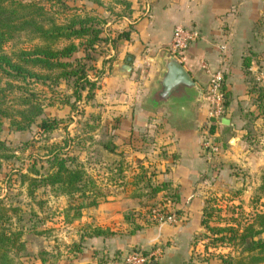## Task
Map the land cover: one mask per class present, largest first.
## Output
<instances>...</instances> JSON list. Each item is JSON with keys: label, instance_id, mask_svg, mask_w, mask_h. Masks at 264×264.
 Here are the masks:
<instances>
[{"label": "crops", "instance_id": "obj_1", "mask_svg": "<svg viewBox=\"0 0 264 264\" xmlns=\"http://www.w3.org/2000/svg\"><path fill=\"white\" fill-rule=\"evenodd\" d=\"M129 1L130 13L107 22L119 29L113 38L131 26L129 39H115L105 57L113 59L99 62L101 71L95 76L99 86L88 105L92 113H97V130L103 125L109 128L107 149L112 151L107 153L103 147L104 152L116 160L115 165L127 163L134 156L125 152L124 157L115 146L133 143L138 134L153 127L156 117L161 118V165H156L154 172L158 174L152 172L154 175L149 180L163 187L150 197L148 187L136 185L138 180L126 182L124 176L129 170L126 166L122 172L113 166L108 175H121L123 182L116 178L117 182L114 179L113 183L105 185L110 193L89 210L94 221L85 211L81 216L86 223L109 228L111 233L105 236L85 234L74 264H104L98 256L107 259V255L112 254H116L115 260L108 262L117 264L119 258L133 249L156 259L159 264H181L190 254L191 239L203 231L204 194L212 187L206 178L218 170L213 165L214 155L207 159L200 147L205 135L207 106L203 101L194 104L190 91L161 103L152 95L163 72L157 61L158 53L168 49L176 26L194 28L200 33V37L181 53L179 60L203 91L208 77L200 61L207 62L212 69L224 70L223 88L228 102L226 114L216 128V135L227 142L221 150L226 159L222 161L228 165L235 161L237 167L251 174L261 173L264 167V103L259 107L254 103L251 107L249 103L250 78L264 86V0ZM116 61L130 64L131 72L113 75ZM248 110L253 111L250 139L242 137L247 117H250L246 116ZM145 174V168H134L128 177L144 178ZM152 202L179 210L178 221L173 224L152 222L144 210L145 205Z\"/></svg>", "mask_w": 264, "mask_h": 264}, {"label": "rangeland", "instance_id": "obj_2", "mask_svg": "<svg viewBox=\"0 0 264 264\" xmlns=\"http://www.w3.org/2000/svg\"><path fill=\"white\" fill-rule=\"evenodd\" d=\"M39 1L49 8L50 14L60 22L65 21L74 13H88L101 19L100 26L106 27L102 34L105 40L87 51L89 60H86L87 73L90 78L95 80V76L98 77L99 71H101L98 67L99 62L113 59L112 57L105 59V57L108 56L110 47L114 46L112 36L119 31L116 26L111 27L107 23L116 19L115 14L110 13V9L118 12L122 7L116 4L114 0H99L98 2L94 0H65L71 7L65 14L61 12L62 8L59 4H52L46 0ZM30 38L27 33L22 32L5 43L2 50L11 53L21 48H28L32 44ZM63 43H60L59 46ZM85 53L81 47L75 56H85ZM5 80H10V78L3 76V81ZM95 81L98 85L99 80L96 79ZM13 82L20 83L19 80ZM32 88L38 90L37 92L45 104L42 114L36 118V121L25 130H16L10 125L8 118L2 120L3 124L0 130V204L19 208L18 212H9L11 214L9 226L22 231L21 239L24 242V249L17 255H13L16 264H41L42 258L46 259L48 264H74L73 261L77 259L79 252L74 251L72 244L85 241L83 236L88 232L85 233V230H89L93 226L92 222L89 224L86 223V220H81V216H84L82 212L85 211L89 214L92 207L82 208L78 220L66 222L64 209L70 205H75L76 202H83V199L68 198L65 195L55 193L50 187H39L33 196H29L27 183H21V174L28 172L33 164L40 172L45 171L48 167L46 159L49 150L52 147H58L59 153L73 157L76 162L84 166L88 178L95 182L96 188L94 190L96 192L93 194H95L96 202L106 199V194H109L110 190L105 189L107 188L105 185L113 183L116 178L121 180L120 182H123L124 177L126 182L138 180L135 182L137 186L148 187V176L157 170L156 165H161L159 162L161 155V118L156 117L155 120L157 121L153 127L147 132L138 134L133 143L121 147L115 146L117 150H120L119 154L124 155V157L127 155L125 152L134 155L128 159L127 163L117 162L115 165L116 160L104 152V147L108 148L109 128L103 125L100 130H97L98 128L95 127L97 113L90 111L88 103H92V99L87 101L84 97L85 92H82V99L75 101L72 95V80H61L53 87L34 84ZM19 94L20 91L18 90L7 94L6 99H9L10 105L17 106L16 98ZM249 103L252 107V99H249ZM246 116L250 117H247V126L244 128L245 135L242 137L246 136L250 139L253 131L249 123L253 118V111L248 110ZM44 118L58 120L57 128L49 132L40 131L38 123ZM203 129L205 132L207 127L205 126ZM215 136L217 137V140L214 137L215 142L220 150L214 154L213 165L218 170L206 178L212 187L205 191L204 201L212 199L215 206L220 208L218 213L221 216L226 217L234 214L243 226L251 214L258 210H264V196L259 192L261 173H247L241 167H237L238 163H234L235 161L229 165L225 163L226 161H222L224 157H222L221 150L227 142L219 135L215 134ZM235 138L238 137L235 136ZM250 145L253 146L252 143ZM111 151V148L106 150L107 153ZM137 155L138 157H136ZM224 160L226 159L224 158ZM143 161L145 162L144 165H142ZM224 164H226L225 168L222 167ZM113 166L119 168L121 172L125 166V169L129 170L126 174L124 173V177L116 174L110 177L108 174ZM134 168H145L144 178L132 175L131 180L128 175ZM221 169L224 170L221 171ZM154 174L157 175L158 173L154 172ZM90 200L86 199L85 201L89 202ZM151 204L155 205L156 203L152 202L145 205L147 206L144 209L146 214ZM168 209L174 213L177 212L176 208H167L166 210ZM73 212L74 210H71L70 215H73ZM90 214L94 221V215ZM86 217L89 218V216ZM207 234L208 231L204 227L203 231L195 234L190 241L192 245L190 254L185 257L183 264H221L219 255H224V257L227 254L236 256L240 252L238 246L229 244L213 246L210 239L207 238ZM205 244H208L206 248L204 247ZM115 255H107V259L98 256V260L104 261V264H109V259L115 260ZM121 259L122 257L118 259L117 263L121 262Z\"/></svg>", "mask_w": 264, "mask_h": 264}, {"label": "trees", "instance_id": "obj_3", "mask_svg": "<svg viewBox=\"0 0 264 264\" xmlns=\"http://www.w3.org/2000/svg\"><path fill=\"white\" fill-rule=\"evenodd\" d=\"M46 1L59 4L62 8L61 12L65 14L71 9L65 0ZM114 2L122 7L118 12L110 9V13L116 16L115 20L131 12L129 0H114ZM100 22L101 19L96 15L88 13H74L60 22L39 0H0V130L3 118H8L10 125L16 130H25L42 114L45 104L38 90L32 88L34 84L53 87L61 80H72V95L75 101L82 99V92H85L84 97L87 101L93 99L98 85L87 73L86 60H89L87 51L105 40L102 35L105 28L100 26ZM131 30L132 27L129 26L128 29L119 32L116 38H113V44L115 39H129ZM22 32L31 37V46L11 53L4 52L3 45ZM62 42L64 43L59 46ZM81 47L86 52L85 56H75ZM244 64L248 67L247 62ZM221 70L224 114H226L225 107L228 100L223 88L224 70ZM3 76L10 80L3 81ZM18 80L20 82L18 84L13 82ZM250 83V99L253 105L259 107L264 103V86L258 85L253 77L250 78ZM14 90L20 91L17 98L14 96L17 99V106L10 105L9 99H6L7 94ZM218 125L211 122L204 126L207 127L210 135L215 136ZM57 126L58 120L55 118H44L38 123L42 132L52 131ZM201 150L205 157L202 147ZM46 162L48 167L43 172L35 168L34 164L31 165L28 172L21 174V183H27L29 196H33L39 187H50L55 193L68 198L83 199V202H76L75 205L64 209L66 222L78 220L82 208L97 203L93 194L96 192L95 182L88 178L87 171L81 163L76 162L73 157L59 153L58 147L49 150ZM152 175L151 172L148 176L150 197L159 193L163 187L160 183H150L149 179ZM260 178L259 192L264 196V167ZM170 195L173 196V193ZM86 199L91 200L86 202ZM212 201V199L205 200L201 219V224L208 231L206 236L210 239V243L213 246L229 244L240 247V252L236 256L219 255L221 264H264V210L255 211L241 226V222L234 214L221 216L218 213L220 208ZM158 205L161 204H151L147 214ZM18 210L17 206L0 204V264H16L13 255L24 249L22 231L9 226L11 218L9 212H18ZM71 210H74L73 215H70ZM176 211L179 213V210ZM88 231L87 236H105L111 233L109 228L101 226H92ZM80 243L72 244L74 251H81ZM207 245L205 244L204 247L206 248ZM41 264H48V261L42 258Z\"/></svg>", "mask_w": 264, "mask_h": 264}, {"label": "built area", "instance_id": "obj_4", "mask_svg": "<svg viewBox=\"0 0 264 264\" xmlns=\"http://www.w3.org/2000/svg\"><path fill=\"white\" fill-rule=\"evenodd\" d=\"M200 37L199 31L194 28L178 25L174 28L168 51L176 58L185 51L188 46ZM223 48V47H222ZM200 67L208 77L207 87L203 92V102L207 106L206 123L220 124V119L224 116V95L222 92L223 73L221 68L212 69L207 62L200 61ZM215 136L205 131V135L201 142V147L208 159L218 152L219 146L215 142ZM149 218L157 224H173L178 221L176 213L166 210L163 205L155 206L148 214ZM150 256L139 250H131L127 252L117 264H146Z\"/></svg>", "mask_w": 264, "mask_h": 264}, {"label": "water", "instance_id": "obj_5", "mask_svg": "<svg viewBox=\"0 0 264 264\" xmlns=\"http://www.w3.org/2000/svg\"><path fill=\"white\" fill-rule=\"evenodd\" d=\"M157 61L162 66V75L157 80L153 98L158 102H166L172 97H180L184 92H192L194 104L203 101V89L197 84L183 63L168 50L158 53ZM131 65L116 61L113 65V75H126L131 72ZM146 264H159L154 258H149Z\"/></svg>", "mask_w": 264, "mask_h": 264}]
</instances>
